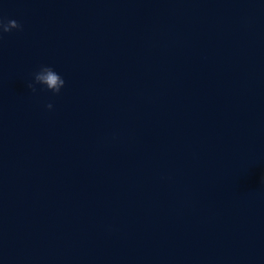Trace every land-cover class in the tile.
<instances>
[{"label":"water","instance_id":"obj_1","mask_svg":"<svg viewBox=\"0 0 264 264\" xmlns=\"http://www.w3.org/2000/svg\"><path fill=\"white\" fill-rule=\"evenodd\" d=\"M0 17V264H264V0Z\"/></svg>","mask_w":264,"mask_h":264},{"label":"clouds","instance_id":"obj_2","mask_svg":"<svg viewBox=\"0 0 264 264\" xmlns=\"http://www.w3.org/2000/svg\"><path fill=\"white\" fill-rule=\"evenodd\" d=\"M22 26L15 19H9L5 22L3 17H0V35L11 32L13 29H20ZM35 83L47 86V89L54 93H59L61 88L65 85V80L51 67L41 65L39 70L34 73ZM33 92L36 91L35 85L29 83L27 85ZM53 105L49 103L47 108L51 109Z\"/></svg>","mask_w":264,"mask_h":264}]
</instances>
